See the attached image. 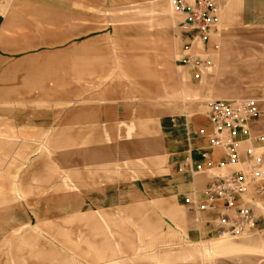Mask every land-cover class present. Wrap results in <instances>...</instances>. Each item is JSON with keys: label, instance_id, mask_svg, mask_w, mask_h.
Instances as JSON below:
<instances>
[{"label": "crops", "instance_id": "crops-1", "mask_svg": "<svg viewBox=\"0 0 264 264\" xmlns=\"http://www.w3.org/2000/svg\"><path fill=\"white\" fill-rule=\"evenodd\" d=\"M217 2L221 23L209 42L184 38L180 31V49L170 56L164 74H158L156 83L138 99L112 97L73 103L64 90L56 97L57 104L51 106L46 100L45 106V100L33 95L31 56H16L17 51L29 48V40L26 45L24 40L18 41L16 46L12 24L7 20L0 27V117H11V123L18 126L17 134L26 126L28 136L60 134L70 179L81 178L84 187L83 176H95V187H88V192L96 195L89 194V199L103 200L99 208H109L108 217L100 214L99 227L94 229L99 240L86 254L89 261L110 263L131 252L141 257L177 245L212 243L220 251L217 220L235 216L249 203L254 206L257 230L241 236L264 229V199L253 188L251 201L240 195L235 209L220 205L216 210L199 211L185 204L190 191L202 192L216 175L225 172L191 175L180 170L189 157L194 164L202 162L204 152L215 161L224 156L223 148L210 146L208 136L197 131L203 127L212 130L210 102L257 98L263 115L252 123L251 130L264 133V0ZM174 17L177 25L175 13ZM188 43H192L190 49H186ZM188 55L211 63H184ZM70 143L78 146L67 148ZM82 219L96 220L91 215ZM133 246L136 252L131 251ZM229 248L230 253L237 251L235 244Z\"/></svg>", "mask_w": 264, "mask_h": 264}, {"label": "rangeland", "instance_id": "rangeland-1", "mask_svg": "<svg viewBox=\"0 0 264 264\" xmlns=\"http://www.w3.org/2000/svg\"><path fill=\"white\" fill-rule=\"evenodd\" d=\"M169 1L0 0V27L12 24L16 46L29 40L16 56H31L33 95L45 106L57 104L64 90L73 103L138 99L180 49ZM11 122L0 117V264H97L86 254L109 208L89 199L96 177L84 175V187L81 178L70 179L60 134L28 136L26 126L19 137ZM220 241V251L212 243L177 245L104 264H264V229ZM233 244L237 251L230 253Z\"/></svg>", "mask_w": 264, "mask_h": 264}, {"label": "built area", "instance_id": "built-area-1", "mask_svg": "<svg viewBox=\"0 0 264 264\" xmlns=\"http://www.w3.org/2000/svg\"><path fill=\"white\" fill-rule=\"evenodd\" d=\"M170 8L178 17L177 25L183 37L201 44L219 29L221 11L217 0H170ZM192 43L186 44L190 49ZM184 63L205 66L211 61L188 55ZM211 132L199 128L200 136L207 135L209 145L221 147L224 156L215 161L209 152L203 153L202 162L187 158L180 170L191 175L204 171L219 172L201 191H190L185 197L187 207L199 211L216 210L220 205L235 209L238 197L244 195L249 202L252 190L264 199V133H253L251 125L262 117L260 100L247 98H219L208 105ZM203 199H199L200 196ZM257 217L252 203L241 206L235 216H221L216 225L219 236L236 238L257 230Z\"/></svg>", "mask_w": 264, "mask_h": 264}]
</instances>
